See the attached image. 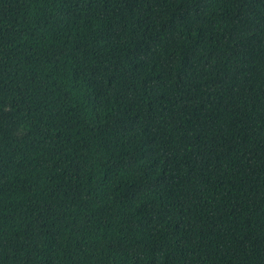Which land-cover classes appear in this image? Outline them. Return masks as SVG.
Wrapping results in <instances>:
<instances>
[{"label": "trees", "instance_id": "16d2710c", "mask_svg": "<svg viewBox=\"0 0 264 264\" xmlns=\"http://www.w3.org/2000/svg\"><path fill=\"white\" fill-rule=\"evenodd\" d=\"M0 264H264V0H0Z\"/></svg>", "mask_w": 264, "mask_h": 264}]
</instances>
